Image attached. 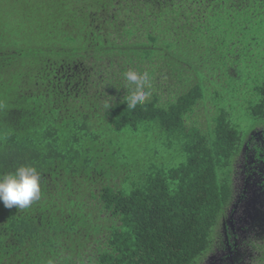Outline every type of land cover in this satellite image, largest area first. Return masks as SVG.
I'll return each mask as SVG.
<instances>
[{
    "label": "trees",
    "instance_id": "1",
    "mask_svg": "<svg viewBox=\"0 0 264 264\" xmlns=\"http://www.w3.org/2000/svg\"><path fill=\"white\" fill-rule=\"evenodd\" d=\"M260 63L264 0H0V173L27 164L41 175L28 208L0 201V264H195L233 198L242 139L225 109L209 134L191 130L205 73L179 83L202 64L252 81L251 111L264 117ZM129 70L149 77L152 98L135 109ZM167 77L168 101L154 82ZM149 120L183 137L188 158L152 164L127 192L109 183L124 174L106 145Z\"/></svg>",
    "mask_w": 264,
    "mask_h": 264
},
{
    "label": "rangeland",
    "instance_id": "2",
    "mask_svg": "<svg viewBox=\"0 0 264 264\" xmlns=\"http://www.w3.org/2000/svg\"><path fill=\"white\" fill-rule=\"evenodd\" d=\"M257 60V57L255 58ZM209 63V62H208ZM264 63H260V67L257 68L252 75L257 76L259 82H255L257 85L264 82V71L262 67ZM197 69V68H194ZM192 67H190L187 74L182 77L180 88H191L199 81H203L202 77L205 73L204 84L205 97L201 99L194 111L187 116V123L190 125L191 130H199L201 134H209L212 125H214V117L222 109H225L228 116H231L236 128L240 131L241 141H245L251 136L253 131H256L257 126L262 128L264 126V117L255 116L251 108L256 100L252 91V81L228 78L226 74L220 75L219 73L210 72L200 66L199 77ZM206 70V71H204ZM138 72V71H137ZM263 72V73H262ZM250 73H252L250 71ZM262 73V74H261ZM218 74V75H216ZM156 82L160 85L157 88L159 94L163 93V99H174L176 96L170 94L169 89H175L172 84L175 82L171 77H167V80L163 82ZM170 85V86H169ZM146 91V90H145ZM151 95L148 94L147 100L151 99ZM113 139L118 147H108L106 145V154L111 157V151L119 148L120 155L114 154L116 171L124 174V178L118 177L116 180H111L109 183L113 185L121 186L123 180V189L127 192L131 191L139 182V177L143 176L151 170L152 164H160L167 167L178 166L185 162L188 158V153L184 148V138L177 135H172L166 131L157 120L141 121L139 122L137 129L132 127H126L122 131L115 132ZM242 155L239 154L238 159L241 161ZM132 160L135 163L134 170L127 171L126 162ZM237 161L235 163V170L237 173ZM120 173V174H121ZM223 213H220L217 223L214 226L211 239L213 240L208 249L197 259L195 264H209V255L217 251L218 241L220 240V234L218 233V226L221 225ZM222 237V236H221ZM261 245L264 244V240L259 241ZM92 249L95 248L96 243H92ZM252 248V247H251ZM91 249V250H92ZM212 249V251H210ZM258 249V248H256ZM261 252L252 251L264 257V251L260 248ZM87 259V258H86ZM250 264H264V259H252Z\"/></svg>",
    "mask_w": 264,
    "mask_h": 264
},
{
    "label": "flooded vegetation",
    "instance_id": "3",
    "mask_svg": "<svg viewBox=\"0 0 264 264\" xmlns=\"http://www.w3.org/2000/svg\"><path fill=\"white\" fill-rule=\"evenodd\" d=\"M239 154L241 161H237ZM232 172L233 198L217 228L219 245L216 252L210 250L209 264H250L252 259H264L252 251L261 252L259 241L264 240V127L257 126L241 142Z\"/></svg>",
    "mask_w": 264,
    "mask_h": 264
},
{
    "label": "clouds",
    "instance_id": "4",
    "mask_svg": "<svg viewBox=\"0 0 264 264\" xmlns=\"http://www.w3.org/2000/svg\"><path fill=\"white\" fill-rule=\"evenodd\" d=\"M124 79L135 86L125 102L128 108L135 109L147 99L145 88L149 83L148 74L129 70L124 73ZM40 196L41 175L35 166L20 165L12 171L0 173V201L5 207L28 208Z\"/></svg>",
    "mask_w": 264,
    "mask_h": 264
}]
</instances>
